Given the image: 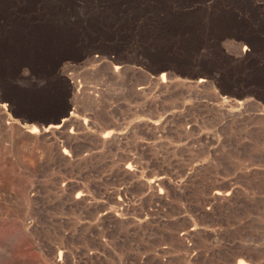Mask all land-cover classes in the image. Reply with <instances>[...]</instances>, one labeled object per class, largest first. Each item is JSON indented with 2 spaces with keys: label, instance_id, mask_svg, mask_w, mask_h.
Wrapping results in <instances>:
<instances>
[{
  "label": "rangeland",
  "instance_id": "374dc122",
  "mask_svg": "<svg viewBox=\"0 0 264 264\" xmlns=\"http://www.w3.org/2000/svg\"><path fill=\"white\" fill-rule=\"evenodd\" d=\"M0 264H264V0H0Z\"/></svg>",
  "mask_w": 264,
  "mask_h": 264
},
{
  "label": "bare ground",
  "instance_id": "6f19581e",
  "mask_svg": "<svg viewBox=\"0 0 264 264\" xmlns=\"http://www.w3.org/2000/svg\"><path fill=\"white\" fill-rule=\"evenodd\" d=\"M52 127H55L56 128V127H58V125H53Z\"/></svg>",
  "mask_w": 264,
  "mask_h": 264
},
{
  "label": "trees",
  "instance_id": "16d2710c",
  "mask_svg": "<svg viewBox=\"0 0 264 264\" xmlns=\"http://www.w3.org/2000/svg\"><path fill=\"white\" fill-rule=\"evenodd\" d=\"M14 114V113H13ZM15 115V114H14Z\"/></svg>",
  "mask_w": 264,
  "mask_h": 264
}]
</instances>
